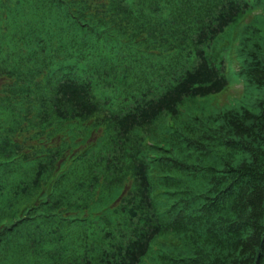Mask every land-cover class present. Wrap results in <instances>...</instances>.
<instances>
[{
  "label": "trees",
  "instance_id": "16d2710c",
  "mask_svg": "<svg viewBox=\"0 0 264 264\" xmlns=\"http://www.w3.org/2000/svg\"><path fill=\"white\" fill-rule=\"evenodd\" d=\"M26 8L132 49L156 93L104 107L89 80L42 87L1 55L17 18L43 39ZM247 15L236 50L210 52ZM231 54L252 102L191 114L225 88ZM78 130L106 147L72 184L65 134ZM61 235L77 239L66 264H264V0H0V264H63Z\"/></svg>",
  "mask_w": 264,
  "mask_h": 264
},
{
  "label": "rangeland",
  "instance_id": "374dc122",
  "mask_svg": "<svg viewBox=\"0 0 264 264\" xmlns=\"http://www.w3.org/2000/svg\"><path fill=\"white\" fill-rule=\"evenodd\" d=\"M254 12L257 13L258 11L255 10ZM24 15H27L29 23L36 28L42 26L45 32L52 29V33L41 31L40 36L43 39L25 38L28 36L17 29L25 28L27 23L22 18H17L5 30V34L12 35L15 40L4 41L1 55L14 65H30L33 72L40 74L37 81L42 87L52 88L63 76L77 82L89 80L94 86L95 98L104 107L111 104L115 106L127 104L130 95L126 94V91L135 92L152 85V92L156 93V85L159 83L156 72H152L153 69L147 71L146 68L149 66L145 65L147 62L144 61V63L143 60V63L140 62L138 54H134L132 49L125 48L121 43L116 46L104 38L92 40L90 44L76 39L74 32L61 17L58 9L30 10L26 8ZM251 17L252 15H247L241 18L237 27L241 26L242 28L243 24H248ZM240 31L241 29L239 31H226V34L217 38L215 46L210 48V52L213 50V52H218L222 47H229L233 53L240 38ZM180 61L184 69L190 68V61L185 62L184 59ZM235 71H237V65L234 56L231 54L224 71L225 88L215 95L212 102L203 110L199 107H190L191 114L199 116L202 112L217 111L238 106V104H250L252 92L246 87L244 81L235 74ZM122 74L126 76L125 82L120 79ZM106 83L111 84V86L104 85ZM157 92L161 93L162 90L159 88ZM94 135L92 132H81V130L69 131L65 134L66 152L71 158H75L65 172V182L74 184L80 182L79 180L84 181L91 170L100 166L99 158L103 155V149L106 145L101 141L94 142ZM88 142H90L89 145H87ZM103 197L107 200L104 202L107 203L110 195ZM61 236L62 239L57 249L63 253V264H66L69 259L70 240L76 241L77 239L76 237L68 238L67 243L65 236ZM90 240L91 236L88 234L86 242L88 243ZM3 264L8 263L4 262Z\"/></svg>",
  "mask_w": 264,
  "mask_h": 264
},
{
  "label": "water",
  "instance_id": "95a60500",
  "mask_svg": "<svg viewBox=\"0 0 264 264\" xmlns=\"http://www.w3.org/2000/svg\"><path fill=\"white\" fill-rule=\"evenodd\" d=\"M256 264H257V262H256Z\"/></svg>",
  "mask_w": 264,
  "mask_h": 264
}]
</instances>
